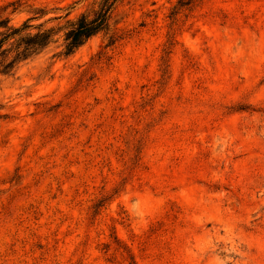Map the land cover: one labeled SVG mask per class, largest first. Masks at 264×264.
Segmentation results:
<instances>
[{
	"label": "rangeland",
	"instance_id": "1",
	"mask_svg": "<svg viewBox=\"0 0 264 264\" xmlns=\"http://www.w3.org/2000/svg\"><path fill=\"white\" fill-rule=\"evenodd\" d=\"M64 33L0 76V264H264V0H122L69 56Z\"/></svg>",
	"mask_w": 264,
	"mask_h": 264
},
{
	"label": "trees",
	"instance_id": "2",
	"mask_svg": "<svg viewBox=\"0 0 264 264\" xmlns=\"http://www.w3.org/2000/svg\"><path fill=\"white\" fill-rule=\"evenodd\" d=\"M121 1L103 0L99 9L92 12V16L82 14L76 20H68L65 26L58 28H45V23L36 26L31 24L46 16L43 9H32L30 18L19 26H13L10 19L4 17L9 6L0 8V76L12 74L21 63L39 54L63 31L64 55L69 56L92 36L108 28L112 12ZM188 5L190 2L182 6ZM2 118L4 116L0 115V120Z\"/></svg>",
	"mask_w": 264,
	"mask_h": 264
}]
</instances>
